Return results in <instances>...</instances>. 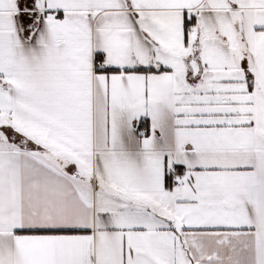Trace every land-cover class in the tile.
<instances>
[{
	"label": "snow or ice",
	"instance_id": "1",
	"mask_svg": "<svg viewBox=\"0 0 264 264\" xmlns=\"http://www.w3.org/2000/svg\"><path fill=\"white\" fill-rule=\"evenodd\" d=\"M0 264H264V0H0Z\"/></svg>",
	"mask_w": 264,
	"mask_h": 264
}]
</instances>
